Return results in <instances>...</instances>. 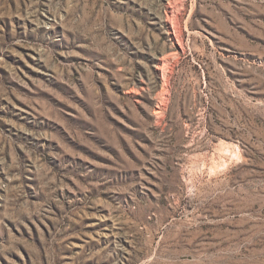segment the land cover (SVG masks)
<instances>
[{"label": "rangeland", "instance_id": "rangeland-1", "mask_svg": "<svg viewBox=\"0 0 264 264\" xmlns=\"http://www.w3.org/2000/svg\"><path fill=\"white\" fill-rule=\"evenodd\" d=\"M0 264H264V0H0Z\"/></svg>", "mask_w": 264, "mask_h": 264}]
</instances>
